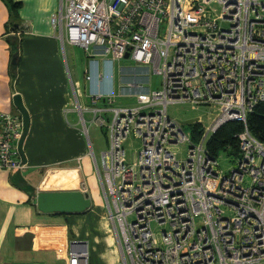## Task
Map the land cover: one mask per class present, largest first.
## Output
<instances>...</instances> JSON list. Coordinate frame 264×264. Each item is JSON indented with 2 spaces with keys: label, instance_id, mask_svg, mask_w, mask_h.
Segmentation results:
<instances>
[{
  "label": "built area",
  "instance_id": "1",
  "mask_svg": "<svg viewBox=\"0 0 264 264\" xmlns=\"http://www.w3.org/2000/svg\"><path fill=\"white\" fill-rule=\"evenodd\" d=\"M51 22L63 46L86 50L85 80L97 84L85 106L70 77L81 117L107 128L101 163L91 155L120 264H264V143L247 125L264 102V0H63ZM124 59L136 66L122 68L128 82L117 93L114 70ZM117 97L136 104L116 107ZM185 103L214 109L198 118V141L168 113ZM230 122L245 127L226 173L207 142ZM23 127L20 114L0 112V170L26 167ZM132 130L142 146L130 161L124 143ZM154 224L170 230L159 236ZM67 261L91 264L89 244L73 241Z\"/></svg>",
  "mask_w": 264,
  "mask_h": 264
},
{
  "label": "crops",
  "instance_id": "2",
  "mask_svg": "<svg viewBox=\"0 0 264 264\" xmlns=\"http://www.w3.org/2000/svg\"><path fill=\"white\" fill-rule=\"evenodd\" d=\"M14 2L21 3L16 17L0 0V112L21 115L14 101L20 95L30 125L23 143L26 167L0 170V264H68L75 240L89 244L91 262L100 246L96 264H120L116 242L115 251L101 231L99 220L106 207L96 189L89 140L71 93L63 43L51 22L63 0ZM89 66L87 57L86 69ZM121 81V87L128 82L124 75ZM96 87L85 80L86 93ZM58 191H84L92 206L81 214L40 212L38 193Z\"/></svg>",
  "mask_w": 264,
  "mask_h": 264
},
{
  "label": "rangeland",
  "instance_id": "3",
  "mask_svg": "<svg viewBox=\"0 0 264 264\" xmlns=\"http://www.w3.org/2000/svg\"><path fill=\"white\" fill-rule=\"evenodd\" d=\"M165 25L162 27V34L164 33ZM63 54L67 59V65L70 68L71 75L74 79V81H78L80 83V90L83 93V103L85 106H90L91 103L88 102L87 93L85 91V80H84V72L87 67V52L85 49L70 45L68 42H66L63 46ZM136 66V63L131 61L130 59H124L120 61L119 63H116L115 70H114V80H115V89L116 92L119 93L120 85L123 84L121 81L122 79V68H128L131 69L132 67ZM148 76L151 78L152 87L153 88H159L161 83V77L157 74H148ZM70 89L71 88V80H70ZM74 98V97H73ZM74 100L75 107L77 106V103ZM136 104L135 99H124L121 97H117L116 102L113 104L116 107L120 106H132ZM214 109H205L203 107L200 108H192L191 104H172L168 106V113L172 118H175L179 120L180 122H186L191 119H196L199 117H202L204 120H206L207 114H215L213 111ZM79 112V110H78ZM80 116V124L82 125L83 133L86 129L89 128V134L87 135V131H85L84 135L89 140V156L91 157L93 163V155H91V152L94 151L95 157L99 163H101V154L102 152L106 151L109 148V136L107 133V128H101L99 126H96L94 124H90L91 115L89 113L84 114L85 118H82L81 113L79 112ZM185 131L190 134L189 126L184 125ZM86 128V129H85ZM90 138V139H89ZM92 142V143H91ZM93 146V149L91 147ZM142 146L141 140L137 139L134 136L133 130L129 134V136L126 138L124 147L127 151L128 158L130 161L134 160L135 152L138 151ZM187 145L182 144L180 147H176L177 151H180V157L182 159L186 158L187 154ZM93 150V151H91ZM237 156L233 154V152L229 149L222 151L218 157L219 164L221 170L223 172L228 173L232 168H234L237 164ZM95 167V163H94ZM95 172V171H94ZM96 176V174H94ZM98 180V179H97ZM96 181V189L99 187ZM84 182V181H83ZM86 188V186H85ZM89 189V187H88ZM99 193L101 198H103L102 193L99 189ZM104 200V199H103ZM103 219L99 220L103 222L101 231L104 232V234L107 236V238L110 239L113 249L116 251L115 248V236L113 234V228L112 223L108 217V214L106 213V209H103L102 213ZM102 224V223H101ZM154 230L158 232V235L160 236L161 230H170L169 225H153ZM108 245L105 247L108 250ZM118 251V250H117ZM101 252V247H98V252H93V259L91 264H96L98 254ZM119 252V251H118ZM111 254V253H110ZM112 255V254H111ZM120 255V254H118ZM120 258V257H119Z\"/></svg>",
  "mask_w": 264,
  "mask_h": 264
},
{
  "label": "trees",
  "instance_id": "4",
  "mask_svg": "<svg viewBox=\"0 0 264 264\" xmlns=\"http://www.w3.org/2000/svg\"><path fill=\"white\" fill-rule=\"evenodd\" d=\"M10 6L13 15H18V10L21 3L14 2V0H5ZM17 29V27H14ZM129 70L123 72L126 75ZM247 125L252 133L258 140L264 143V102H259L247 116ZM189 130L194 141H198L202 135V126L198 123L189 124ZM244 124L240 122H230L221 127L215 134H213L207 142V147L215 157H219L222 151L227 149L231 150L237 157L240 153L238 139L235 135L244 130Z\"/></svg>",
  "mask_w": 264,
  "mask_h": 264
},
{
  "label": "water",
  "instance_id": "5",
  "mask_svg": "<svg viewBox=\"0 0 264 264\" xmlns=\"http://www.w3.org/2000/svg\"><path fill=\"white\" fill-rule=\"evenodd\" d=\"M129 53L126 54V58ZM15 62V61H14ZM15 105L23 118V135L19 141V152L23 163H26L23 151V143L29 131L30 117L23 105L20 95L14 97ZM198 118L181 122L183 125L196 123ZM92 206V200L88 193L84 191H58V192H40L37 195V207L40 212L46 214H81L88 211Z\"/></svg>",
  "mask_w": 264,
  "mask_h": 264
}]
</instances>
